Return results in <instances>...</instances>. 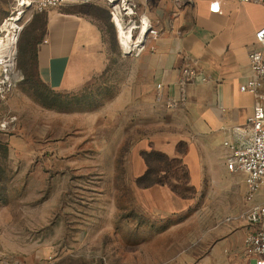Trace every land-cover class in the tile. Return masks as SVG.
Wrapping results in <instances>:
<instances>
[{
  "label": "rangeland",
  "instance_id": "rangeland-1",
  "mask_svg": "<svg viewBox=\"0 0 264 264\" xmlns=\"http://www.w3.org/2000/svg\"><path fill=\"white\" fill-rule=\"evenodd\" d=\"M16 7L0 0V25L21 14L22 26L13 68L0 64V264H193L186 250L194 237L247 207L242 172L225 159L226 170L203 174L186 211H152L132 187L130 147L146 126L132 117L133 56L110 13L99 7L107 68L76 90L55 91L32 61L43 14ZM7 33L0 29L5 40ZM160 158L154 166H168ZM169 171L180 193L195 191L184 167ZM254 200L264 202L263 188Z\"/></svg>",
  "mask_w": 264,
  "mask_h": 264
},
{
  "label": "crops",
  "instance_id": "crops-1",
  "mask_svg": "<svg viewBox=\"0 0 264 264\" xmlns=\"http://www.w3.org/2000/svg\"><path fill=\"white\" fill-rule=\"evenodd\" d=\"M137 2L138 12L148 15L159 35L147 40L140 55L129 58L132 117L146 126L130 147L131 182L139 199L167 216L193 206L203 174L218 173L219 165L226 170L230 150L225 141L250 135L255 99L241 86L252 76L248 55L255 47L256 30L264 24V4L223 0L221 10L215 11L212 0ZM99 7L106 9L105 0H67L39 10L43 30L32 61L49 88L76 90L107 68L109 49ZM187 65L197 74L183 88L182 69ZM160 156L168 165L158 171L162 182L141 185L139 179L149 169L147 158L153 166ZM174 164L184 167L192 194L185 196L166 180ZM245 209L232 211L194 237L186 250L193 264H255L254 256L244 251L247 224L240 215Z\"/></svg>",
  "mask_w": 264,
  "mask_h": 264
},
{
  "label": "built area",
  "instance_id": "built-area-1",
  "mask_svg": "<svg viewBox=\"0 0 264 264\" xmlns=\"http://www.w3.org/2000/svg\"><path fill=\"white\" fill-rule=\"evenodd\" d=\"M22 1L16 0V13L19 6H23V10L33 6L43 10L56 7L67 0H27L25 4H22ZM176 1L188 3L193 0ZM222 1L212 0L211 9L220 11ZM237 1H257L264 4V0ZM105 6L117 28L118 40L125 55H140L146 47L147 40L159 35V29L154 26L148 15L138 12L137 0H105ZM119 24L125 29L124 39L129 44L126 49L118 30ZM3 40L4 37L0 36V44ZM248 56L252 76L241 86V90L250 92L255 99L253 114L248 119L250 135L248 137L243 135L236 142L225 141V145L230 150L227 155L228 169L242 172L246 185L248 206L240 215L247 224L244 251L254 256L255 264H264V202L254 200L256 193L264 189V24L256 30L255 47L250 50ZM196 74L197 70L191 65L183 67L181 78L183 88L194 81ZM180 101L182 104L185 103L184 95ZM172 104L177 105L178 102L172 101Z\"/></svg>",
  "mask_w": 264,
  "mask_h": 264
},
{
  "label": "bare ground",
  "instance_id": "bare-ground-1",
  "mask_svg": "<svg viewBox=\"0 0 264 264\" xmlns=\"http://www.w3.org/2000/svg\"><path fill=\"white\" fill-rule=\"evenodd\" d=\"M27 0H23L22 4H25ZM18 12H23V6H19L17 9ZM21 14H17V16L8 18L3 25V28L5 27L8 30L6 40H3L0 44V64H2L3 68H13L15 63V53H16V43L19 37V33L21 31L22 26L18 24L20 21ZM118 30L121 34V37L123 39V45L126 49L129 44L125 42L124 39V33L125 29L123 25H118ZM127 44V45H126ZM18 59V58H17ZM13 71V70H12ZM20 71V70H19Z\"/></svg>",
  "mask_w": 264,
  "mask_h": 264
},
{
  "label": "trees",
  "instance_id": "trees-1",
  "mask_svg": "<svg viewBox=\"0 0 264 264\" xmlns=\"http://www.w3.org/2000/svg\"><path fill=\"white\" fill-rule=\"evenodd\" d=\"M161 158L159 159V163L163 162L162 159H165L166 157L160 156ZM147 161L149 162V169L146 171V173L139 179V183L141 185H150L153 183H157V182H162V180L159 178V174L158 171L159 169H161L162 167H156V166H152L149 158H147ZM166 164V163H165Z\"/></svg>",
  "mask_w": 264,
  "mask_h": 264
}]
</instances>
